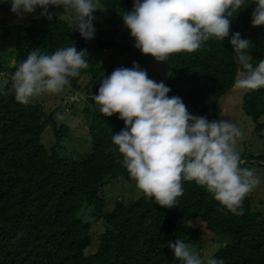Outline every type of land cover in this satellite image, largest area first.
<instances>
[{"label": "trees", "instance_id": "1", "mask_svg": "<svg viewBox=\"0 0 264 264\" xmlns=\"http://www.w3.org/2000/svg\"><path fill=\"white\" fill-rule=\"evenodd\" d=\"M254 7L253 0H243L239 9L227 10L231 13L229 36L239 32L251 41L246 51L253 65L264 57V26H250ZM56 8L50 5L49 11ZM97 8L107 14L110 29L116 25L124 29L118 44L111 30L108 40L96 46L76 39L69 24L54 17L46 20L36 15L9 27L0 20V40L11 42L13 62L0 88V264H179L167 242L180 239L198 251L202 243L196 220L225 240L210 257L224 264H264V214L251 208L246 194L241 215L224 210L203 186L183 180L182 194L171 208L152 203L139 189L133 201L117 200L112 208L106 205L103 187L118 179L130 181L120 163L122 157L111 144V134L118 133L123 122L116 113L101 115L90 97L103 76L117 67H131L133 61L139 66L144 54L128 43V30L120 17L131 10L132 0H97ZM227 40L210 37L194 52L168 56L167 95L180 97L188 113L209 120L207 100L213 98L215 104L233 88L237 65ZM71 43L78 51H86L87 68L69 78L66 86L86 97L82 112L89 144L84 153L67 157L61 155L59 146L68 131L57 117L66 112L72 115L73 105L64 103L62 109L45 115L42 103L20 104L14 100L10 75L29 51L51 54ZM110 47L128 60L107 65L101 50ZM83 77L88 78L85 84L79 83ZM241 110L257 133L264 130V123H258L264 114V88L242 91ZM47 126L53 136L48 148L40 140ZM256 160L263 162L264 155ZM97 221L103 228L100 234L92 230ZM210 241L218 243L214 238Z\"/></svg>", "mask_w": 264, "mask_h": 264}, {"label": "clouds", "instance_id": "2", "mask_svg": "<svg viewBox=\"0 0 264 264\" xmlns=\"http://www.w3.org/2000/svg\"><path fill=\"white\" fill-rule=\"evenodd\" d=\"M5 0H0L4 3ZM17 20L36 12L51 20L49 6L70 8L72 28L85 41L93 38V11L97 0H6ZM243 0H132V8L120 15L133 39V47L155 61L166 62L172 53L194 52L210 37L227 43L237 65L233 88L242 91L264 88V57L253 65L247 54L251 41L239 32L229 36L228 9ZM250 26H264V0H253ZM37 9L39 10L37 12ZM86 51L69 46L51 54L28 52L10 75L14 100L20 104L42 93L55 94L88 66ZM170 88L148 78L135 61L131 67L114 68L102 77L91 100L104 117L114 113L123 127L111 134L120 163L152 203L174 207L182 194L181 181H193L211 194L224 210L243 214L241 201L258 182L251 169L240 167L234 145L240 136L228 119L208 120L187 112L180 97L168 96ZM179 264H224L222 259L203 261L184 241L167 242Z\"/></svg>", "mask_w": 264, "mask_h": 264}, {"label": "rangeland", "instance_id": "3", "mask_svg": "<svg viewBox=\"0 0 264 264\" xmlns=\"http://www.w3.org/2000/svg\"><path fill=\"white\" fill-rule=\"evenodd\" d=\"M8 9L7 14L5 13ZM54 15L52 17L66 21L72 29L73 35L76 39H82L79 34L72 28L73 13L69 9L56 8L52 11ZM93 27L95 29L93 38L87 40L88 43L96 46L99 41L102 43L108 40V31H112V38L114 43L118 44L121 41V36L124 31L121 26L116 25L115 28L110 29V25L107 22L108 16L103 10L95 9L92 13ZM36 17L35 12L32 14H26L22 19L17 20L16 17L9 12V4L6 2L0 4V20H2L5 27L12 26L16 23H21L27 19ZM127 41L133 46L129 34H127ZM85 41V40H84ZM11 42L7 38L0 40V63L3 71L0 70V88L3 83H6L8 77V71L12 67L13 62L10 60ZM117 49L110 47L106 50H101V56L107 61V65L114 63H124L128 59L120 57L116 54ZM109 56H112L109 58ZM3 58V59H2ZM108 58V59H107ZM139 67L144 69L148 78L157 82H165L166 76L169 71V66L164 61H155L150 55L144 54L140 57ZM88 78H81V84H85ZM86 97L78 93H74L68 86H65L60 92L55 94L42 93L30 99L29 103L39 102L44 106L45 115L49 114L54 109H62L64 103L68 106L73 105L72 115L66 112L61 117H57V122L64 124L67 127L68 134L64 137L62 143L59 146L61 155L73 156L76 154L84 153L88 148V136L87 127L88 123L85 121L82 110L86 105L83 100ZM241 98L242 90L231 88L225 95L218 98L215 104L214 99L209 98L207 104L210 108V119H228L239 130L240 136L236 138L234 145L235 150L239 153L241 160V167L251 169L254 175L258 178L259 182L248 192L246 195L250 198L251 208L260 214H264V161L259 162L256 160L257 156L264 155V130L257 133L255 131V125L250 118L244 115L241 110ZM73 102V103H71ZM213 106V107H212ZM96 109V107H95ZM258 123H264V114L259 119ZM51 127L47 126L42 135L41 143L48 148L49 144L53 142V136L51 135ZM104 196L106 198V205L108 208H112L115 201L121 202L133 201L138 197V189L135 186V182L130 179L128 182L123 179L111 181L103 187ZM79 216V213H78ZM86 217V216H85ZM90 220V217L88 218ZM195 227L199 231L200 242L202 243L199 250L196 251L197 255L202 261L210 257L212 253L220 246L224 245V238L212 235L208 230L203 229L205 227L202 221L196 220L194 222ZM92 230L96 234H100L103 230L100 221L93 224ZM210 235V237H209ZM215 239L218 243L210 241ZM209 240V241H207ZM221 242V245L220 243ZM92 247L89 248V251Z\"/></svg>", "mask_w": 264, "mask_h": 264}]
</instances>
